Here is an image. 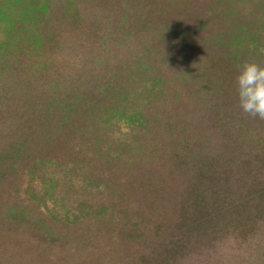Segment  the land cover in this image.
<instances>
[{"label":"trees","instance_id":"trees-1","mask_svg":"<svg viewBox=\"0 0 264 264\" xmlns=\"http://www.w3.org/2000/svg\"><path fill=\"white\" fill-rule=\"evenodd\" d=\"M244 61L264 0H0V264H264Z\"/></svg>","mask_w":264,"mask_h":264},{"label":"clouds","instance_id":"clouds-1","mask_svg":"<svg viewBox=\"0 0 264 264\" xmlns=\"http://www.w3.org/2000/svg\"><path fill=\"white\" fill-rule=\"evenodd\" d=\"M235 91L240 109L250 117L264 121V66L244 61L237 67ZM122 131H128L122 127Z\"/></svg>","mask_w":264,"mask_h":264},{"label":"rangeland","instance_id":"rangeland-1","mask_svg":"<svg viewBox=\"0 0 264 264\" xmlns=\"http://www.w3.org/2000/svg\"><path fill=\"white\" fill-rule=\"evenodd\" d=\"M205 121H207V125H205L206 127H210V125L212 123H210L211 120H209L211 117L209 115L205 116ZM222 120V118H220ZM223 124L221 122V124L219 125V132L224 130L223 128ZM122 127L120 128L121 133H123V131L121 130ZM216 130H214L213 133H211L210 129L208 130L207 133V138H209L210 140L213 139V136L216 135L217 138V143L216 146L219 143H224V140H222L219 136ZM243 240H238V241H234L233 239L231 240L230 238L226 239V242H218V244H216L213 252L211 254L206 253V256H212V260L219 262V264H232L233 263V258L234 257H242V258H246L248 257V253L245 251V245L242 243ZM218 257V258H217ZM218 259V260H217ZM203 260H208L206 257H204Z\"/></svg>","mask_w":264,"mask_h":264}]
</instances>
